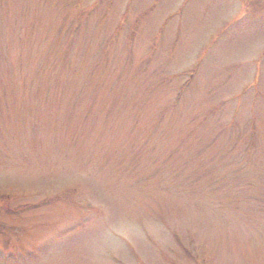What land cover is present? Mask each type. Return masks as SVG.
Returning a JSON list of instances; mask_svg holds the SVG:
<instances>
[{"label":"rangeland","instance_id":"rangeland-1","mask_svg":"<svg viewBox=\"0 0 264 264\" xmlns=\"http://www.w3.org/2000/svg\"><path fill=\"white\" fill-rule=\"evenodd\" d=\"M0 264H264V0H0Z\"/></svg>","mask_w":264,"mask_h":264}]
</instances>
